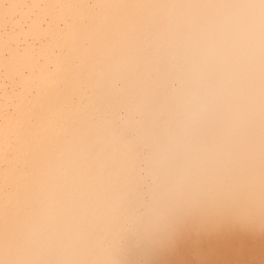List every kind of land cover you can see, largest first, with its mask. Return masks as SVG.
Returning <instances> with one entry per match:
<instances>
[{
	"label": "bare ground",
	"instance_id": "obj_1",
	"mask_svg": "<svg viewBox=\"0 0 264 264\" xmlns=\"http://www.w3.org/2000/svg\"><path fill=\"white\" fill-rule=\"evenodd\" d=\"M151 15L143 11V19ZM145 29L143 23L139 31ZM99 39L107 41L103 31ZM131 43L133 37L125 45ZM153 45H161L157 79L127 116L125 138L107 139L117 149L107 151L109 163L115 158L104 186L93 188L100 201L92 202L71 173L63 176L65 168L58 174L49 161L29 167L12 195L0 188V251L11 253V242L25 249L17 259L1 251V263L47 259L55 245L47 235H57L65 209L59 235L75 246L59 264L81 263L84 246L93 264H264V0H199ZM31 159L23 157L26 168ZM61 191L83 193V205L74 195L67 203ZM12 206L25 220L34 208L41 217V253L29 251L37 235H27L25 223L23 235L8 241L3 213ZM88 215L95 234L79 227Z\"/></svg>",
	"mask_w": 264,
	"mask_h": 264
},
{
	"label": "flooded vegetation",
	"instance_id": "obj_2",
	"mask_svg": "<svg viewBox=\"0 0 264 264\" xmlns=\"http://www.w3.org/2000/svg\"><path fill=\"white\" fill-rule=\"evenodd\" d=\"M197 1L0 0V145L3 139L7 140L0 146V188L10 189L7 195H12L26 176L35 171L37 163L41 167L49 161L51 169L53 165L58 167V174L64 168L63 176L71 173L91 193L89 199L97 204L95 201L100 200L92 196L93 190L104 186L103 180L110 175L115 158L111 157L109 163L107 155L117 149L113 143L107 145V139L111 135H119L121 141L125 138L131 126L127 116L134 112L138 99L157 79L161 45L153 43H160L166 30ZM143 11L153 13L151 21L143 19ZM99 13H105L101 21ZM117 23H123V33L115 31ZM143 23L159 31V37H153L149 29L139 31ZM99 31L107 37L105 43L99 39ZM137 35L145 41L141 43ZM129 37H133L131 47L135 51L125 45ZM23 157H33L31 163H25L27 168ZM95 157L101 159L103 169ZM77 181L73 183L75 187L79 185ZM61 192L64 199L73 195L74 199L81 197L77 201L83 205V193ZM25 200L24 207L33 201L30 196ZM14 207L4 209L3 213L10 224L5 228L8 241L19 239L23 229H27V235H37L41 217H37L35 208L25 220ZM77 209L74 205V213ZM65 211L59 215L61 223L69 219L64 216ZM13 213L20 216L13 217ZM93 222L88 215L86 222L80 219L79 227L82 223L88 233L95 234L91 233L96 227ZM61 223H57V235L45 233L55 243L47 251V259L23 264H59L65 255L71 259L75 244L65 235H59ZM43 227L53 225L45 223ZM67 227L71 229L73 225L69 223ZM29 243L33 255L43 251L41 235ZM13 245L12 242L9 245L11 253L4 248L1 251L17 259L25 249ZM88 249L85 246L81 249V263H77L93 264ZM13 259L1 263L5 261L1 257L0 264H17Z\"/></svg>",
	"mask_w": 264,
	"mask_h": 264
}]
</instances>
